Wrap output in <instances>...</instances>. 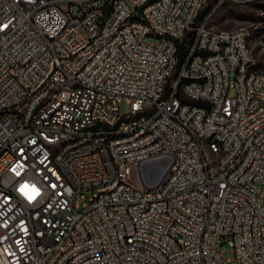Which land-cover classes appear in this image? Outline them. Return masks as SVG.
I'll return each mask as SVG.
<instances>
[{
	"label": "built area",
	"instance_id": "built-area-1",
	"mask_svg": "<svg viewBox=\"0 0 264 264\" xmlns=\"http://www.w3.org/2000/svg\"><path fill=\"white\" fill-rule=\"evenodd\" d=\"M138 1L0 0V264H264V70L245 29L208 26L260 0H164L108 41ZM158 152L161 183L132 185Z\"/></svg>",
	"mask_w": 264,
	"mask_h": 264
},
{
	"label": "rangeland",
	"instance_id": "rangeland-1",
	"mask_svg": "<svg viewBox=\"0 0 264 264\" xmlns=\"http://www.w3.org/2000/svg\"><path fill=\"white\" fill-rule=\"evenodd\" d=\"M262 3H264V0L246 5L233 3L225 4L224 6H220V9L213 15L208 24V26L215 31H234L238 29H245L250 37L249 46L251 47V44H255L254 54L259 60V69L264 68L263 64H261L264 55L261 53L259 47L260 38L264 34V22H260L261 18H264V13H261L260 10H258L259 5ZM206 8L211 10V5H206L205 2L202 11ZM118 107L119 115L124 116L129 113V106L124 99L118 103ZM130 183L136 187H141L137 175L136 165H131ZM89 198L90 195H87L85 201L81 204L86 203ZM220 251L224 259L230 261L235 260L232 248L227 244L222 245Z\"/></svg>",
	"mask_w": 264,
	"mask_h": 264
},
{
	"label": "bare ground",
	"instance_id": "bare-ground-1",
	"mask_svg": "<svg viewBox=\"0 0 264 264\" xmlns=\"http://www.w3.org/2000/svg\"><path fill=\"white\" fill-rule=\"evenodd\" d=\"M164 0H141L135 4V15L123 16L119 21L116 22L112 33H108V41H115V38L122 37L123 34L128 33L131 25L133 26H143V17H145L146 9L149 7H156ZM205 2H198L196 7V16L200 15L203 5ZM264 38V34L261 39ZM250 40H244V47L249 46ZM264 66V63H261ZM264 68L259 69L258 63H254V67H249V74H256V72H263ZM190 84L189 76L181 77V85ZM161 87H169V79H161ZM176 95L179 97H186V89L184 87H176ZM33 108H40V100H33ZM130 128H139V121H130ZM207 141H215V134H207ZM73 144V137H65L63 140L57 142V149H65L66 147H71ZM204 156H216V149L212 147L204 148ZM226 156V143H219V149L217 151V159H224ZM158 159H162V162H166V153L158 152ZM139 165V164H131ZM155 190V189H151ZM57 256V248H50L46 252V259H55Z\"/></svg>",
	"mask_w": 264,
	"mask_h": 264
},
{
	"label": "water",
	"instance_id": "water-1",
	"mask_svg": "<svg viewBox=\"0 0 264 264\" xmlns=\"http://www.w3.org/2000/svg\"><path fill=\"white\" fill-rule=\"evenodd\" d=\"M171 164H164L162 159H152L136 166L140 186L143 189H155L167 174Z\"/></svg>",
	"mask_w": 264,
	"mask_h": 264
},
{
	"label": "trees",
	"instance_id": "trees-1",
	"mask_svg": "<svg viewBox=\"0 0 264 264\" xmlns=\"http://www.w3.org/2000/svg\"><path fill=\"white\" fill-rule=\"evenodd\" d=\"M258 10H260L261 13H264V3L259 5ZM210 11L211 10L209 8H206L205 10L201 11L200 15H199V19H202ZM260 22H264V18H261ZM184 54H185L184 53V47L182 45H179L178 55H179L181 61L183 60Z\"/></svg>",
	"mask_w": 264,
	"mask_h": 264
}]
</instances>
